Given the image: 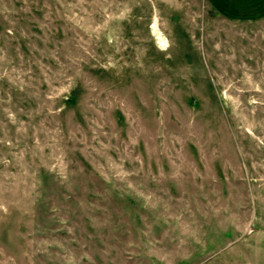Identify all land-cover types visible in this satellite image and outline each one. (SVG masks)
<instances>
[{
  "label": "rangeland",
  "instance_id": "1",
  "mask_svg": "<svg viewBox=\"0 0 264 264\" xmlns=\"http://www.w3.org/2000/svg\"><path fill=\"white\" fill-rule=\"evenodd\" d=\"M0 264H264V16L0 0Z\"/></svg>",
  "mask_w": 264,
  "mask_h": 264
},
{
  "label": "crops",
  "instance_id": "2",
  "mask_svg": "<svg viewBox=\"0 0 264 264\" xmlns=\"http://www.w3.org/2000/svg\"><path fill=\"white\" fill-rule=\"evenodd\" d=\"M211 6L232 18L253 19L264 16V0H209Z\"/></svg>",
  "mask_w": 264,
  "mask_h": 264
}]
</instances>
